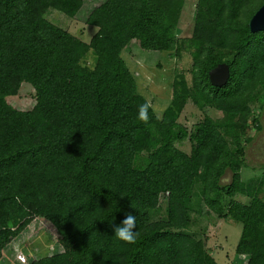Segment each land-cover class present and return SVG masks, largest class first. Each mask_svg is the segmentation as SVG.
<instances>
[{"label":"trees","instance_id":"1","mask_svg":"<svg viewBox=\"0 0 264 264\" xmlns=\"http://www.w3.org/2000/svg\"><path fill=\"white\" fill-rule=\"evenodd\" d=\"M185 3L105 0L86 19L96 28L87 43L46 18L50 9L74 18L83 0H0V261L44 219L62 252L29 264H219L189 232L215 217L241 227L228 264H264V176L241 177L250 125L262 129L264 31L248 22L264 0H196L191 35L179 37ZM132 41L191 58L161 115L122 56ZM219 64L229 78L214 87ZM22 83L34 89L28 110L7 98ZM145 102L147 124L138 119ZM187 105L204 113L192 129L180 123ZM127 213L137 218L133 245L111 228Z\"/></svg>","mask_w":264,"mask_h":264},{"label":"rangeland","instance_id":"2","mask_svg":"<svg viewBox=\"0 0 264 264\" xmlns=\"http://www.w3.org/2000/svg\"><path fill=\"white\" fill-rule=\"evenodd\" d=\"M104 1L83 0V6L74 18H68L52 9L46 14V18L88 43L95 34L96 28L86 25V19L89 13ZM195 3L196 0H186L178 23L177 32L179 37H189L191 35ZM122 56L129 68L134 71L140 90L156 109L158 115H161L169 105L172 96L171 84L175 73H185L189 79L188 72L192 61L187 53H183L180 59H176L169 57L166 52L143 50L137 41H132L126 47ZM33 92L34 89L30 84L22 83L18 95L7 97L8 102L20 110H28L34 106ZM205 113L214 118L222 116L221 113L216 111L206 110ZM203 114L192 105H187L180 117V123L192 129L203 118ZM256 114L259 115L262 129L255 132V129L250 125V131L247 133L253 137V140L246 149L245 161L247 168L241 171L243 180L264 176V110L262 112L256 110ZM183 147H188V145L185 143ZM184 150L188 151L189 148ZM230 179L231 173L227 171L221 182L223 184L229 183ZM236 200L246 201L245 198L240 196L236 197ZM162 215V213H158L157 216ZM191 225L189 232L196 237L207 239L206 247L219 264L238 261L234 249L241 232L240 225L215 217L202 218ZM58 239L59 235L50 223L44 219H35L6 247L0 264H29L39 257L61 253L62 248L58 244ZM239 260L241 263L246 262V258H240Z\"/></svg>","mask_w":264,"mask_h":264},{"label":"clouds","instance_id":"3","mask_svg":"<svg viewBox=\"0 0 264 264\" xmlns=\"http://www.w3.org/2000/svg\"><path fill=\"white\" fill-rule=\"evenodd\" d=\"M151 105L147 102L138 107V119L147 124L149 122V108ZM114 237L129 245L136 243L138 238L137 218L132 213L125 214L124 218L119 223L111 224Z\"/></svg>","mask_w":264,"mask_h":264},{"label":"water","instance_id":"4","mask_svg":"<svg viewBox=\"0 0 264 264\" xmlns=\"http://www.w3.org/2000/svg\"><path fill=\"white\" fill-rule=\"evenodd\" d=\"M250 32L264 31V4L256 11L248 22ZM229 78V67L219 64L209 72L210 83L214 87L224 86Z\"/></svg>","mask_w":264,"mask_h":264}]
</instances>
